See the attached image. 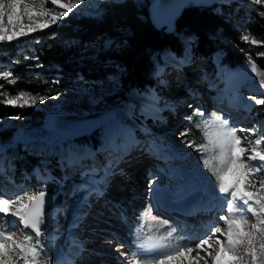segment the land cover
Wrapping results in <instances>:
<instances>
[{"label":"rangeland","instance_id":"1","mask_svg":"<svg viewBox=\"0 0 264 264\" xmlns=\"http://www.w3.org/2000/svg\"><path fill=\"white\" fill-rule=\"evenodd\" d=\"M105 1L109 0H80L73 11L95 15L99 11L98 6ZM136 1L140 2V0ZM234 1L238 2V10L241 13L239 12V15L232 21L235 23V28L239 30L241 39L244 40L242 37L248 36L249 40L246 42L252 43L253 38L247 32L246 24L250 21L252 13L259 14L264 10V2L261 0H220L218 4L228 5ZM21 2L39 10V0H21ZM76 2L77 0H61V3L65 4ZM143 2L146 3L147 0ZM5 23H7V16H5ZM19 23L26 30L28 26L42 23V21L39 17L33 16L29 20L25 16ZM34 32H30L27 36L17 37V39L27 37L26 43L18 48L19 52L31 50L32 44L28 36ZM175 34L181 44V55L165 52L160 56H154L152 75L154 86L144 90L132 88L125 101L116 95L117 80L115 77L117 75H115L109 78L107 84L61 91L53 96H44L47 99L43 102L39 101L40 96L25 92L37 97L34 106L15 108L30 110L31 114L0 118V133L9 131L14 133L15 130L41 129L42 120L46 114L84 115L97 110H114L117 114L115 120L118 119V122L112 123L115 121L113 120L108 123H111L108 128L112 129L108 138L104 137L102 127L92 134L95 140L91 139L90 145L96 147L99 152L98 156L90 158L87 155L88 146L81 138L64 143L59 142L60 144L56 147L47 144L48 150L44 152L40 148L43 143H27V146L21 145V151L35 155L38 153L42 164L46 165L44 169L35 167L33 174L28 177L38 179L43 183L35 188L33 186L37 185L31 183L15 186L0 179V198H14L24 193H38L39 191H47L51 194L62 191L65 195L63 205L54 210L48 219L47 232H53L57 234V237L52 240L43 237L39 239L42 246V264H56L58 259L60 262L64 252H73L77 264H146V260L142 258L144 256L141 254V248L137 245L147 240L149 236L157 238L173 229L165 224L163 227L160 226L161 215L164 214L157 209L156 195L162 196L169 192L171 195L181 196L187 193L184 174L195 172L198 178L205 182L204 189L206 188L208 195L206 198L211 200V203H215L214 205L219 203L214 199L221 195L217 180L213 175L212 178L205 176L207 168L202 163V158H210L215 150L201 153L185 143V141H194L196 145L207 143L205 133L211 134L212 129L205 128L203 121L212 119L215 113L222 119H227L229 125L237 129L238 135H247V132H239L240 128L255 129L257 134L264 133L263 122L256 121L250 124L251 113H254L256 104L249 97L258 99L264 97V92L257 91L253 83L254 73L251 70V63L243 61L234 70H230L222 63L223 51L218 50L209 61H204L205 68L198 67L196 66L199 61L198 55L192 51L194 36L185 30ZM108 45L109 42L106 46ZM9 66L10 62L0 61V73L8 71ZM118 72L120 76L124 73L123 70ZM4 91L7 90L0 89V93H5ZM20 92L22 91L17 90L8 94V97L14 99ZM3 99L4 96L0 94V100ZM188 117L192 119L189 120ZM186 129L187 135L181 136L180 133ZM132 134L136 136V139ZM255 138V136L251 137L253 140ZM134 140L138 142L132 143L131 141ZM120 143L126 144V148H119ZM242 144L247 146L248 141L242 140ZM14 145L17 144L14 143ZM7 148L8 145L0 136V168L12 164L6 159ZM261 148L264 149V144ZM104 152L111 154L109 167L101 166L103 161L99 155ZM159 155L164 159H161ZM69 157H74V162L57 165L60 167H57L59 174L55 175L58 180L56 185L52 186V183H48L51 180L49 178H52L50 169H54L52 160L60 158L65 161ZM211 162L215 166L216 162L214 160ZM251 163L264 162L257 160ZM127 164L134 166L129 185L127 178L130 176L126 178L122 171L127 168ZM143 164H149L144 168V173L138 169ZM176 167L181 168L182 173L179 177L170 178L174 176L172 175L173 168ZM78 171L84 174L80 184L74 185L71 176H67V173L76 174ZM0 178H2L1 174ZM257 178H264V172L258 174ZM225 208L226 205L224 214H226ZM244 214L249 221L245 230L250 232L252 231L251 225L258 222L251 213ZM218 215V207L214 211L210 210L201 214L200 217L194 219L195 226L193 223L183 225L184 228L179 230L181 233L177 230L169 243L175 244L181 236L187 235L192 241H197L214 223L217 226L223 225ZM2 217L3 214H0V218ZM8 217L0 219V224H3L5 219L15 221L17 227L14 228L13 240L17 242L23 240L25 234L20 230L19 219ZM69 224H74V226L69 227ZM260 227L264 228V225ZM49 235L48 233V238ZM69 239L72 240V244L77 242L82 252L79 251L76 255L73 245L76 246L77 243L72 247L68 246L67 240ZM35 240L33 238V243ZM188 240L184 237L180 242L184 244ZM45 241H48V246L51 245L49 247L51 250L45 249L47 248ZM254 243L258 252V264H264V253L259 252L260 244L264 243V237L257 235ZM108 247H112L111 250ZM218 247L217 245L209 249L212 256L215 255ZM248 251L249 245L244 240L237 248V254L244 258V264H252L251 256L247 254ZM201 255L208 264H213L212 256L205 255L203 252ZM11 264H24L18 250L12 256ZM168 264H175V262L170 261Z\"/></svg>","mask_w":264,"mask_h":264},{"label":"trees","instance_id":"2","mask_svg":"<svg viewBox=\"0 0 264 264\" xmlns=\"http://www.w3.org/2000/svg\"><path fill=\"white\" fill-rule=\"evenodd\" d=\"M148 3L149 0L146 3L143 0H109L98 6L95 15L72 11L57 24L30 34L32 48L29 51H18L27 37L0 42L3 55L0 61L10 62L8 71L16 80L10 84L0 79L2 89L7 90L4 91L7 94L20 90L36 96H53L61 91L104 85L117 75L116 95L125 101L132 88L153 87L154 56L165 52L179 56L182 48L177 36L162 33L152 26L147 17ZM45 5L53 7L51 0H46ZM238 5L233 2L213 8H189L178 19L176 32L185 30L194 36L192 51L198 55L202 68L206 67L204 61H209L218 50L223 51L222 62L229 68L245 59L255 63L254 81L264 90V56L259 55L264 53V16L260 13L250 16L246 30L258 43H248L241 39L232 21L239 15ZM120 70L124 71L121 76ZM29 111L0 103V118L27 116L31 114ZM253 112L251 121L264 122V105H256ZM0 136L9 146L7 158L12 163L1 170L4 176L11 183L34 185L37 180L27 176L32 175L40 158L24 153L19 146H12L11 131L1 132ZM83 140L91 144L90 137H83ZM89 153L97 154L95 148H89ZM71 159L66 162L72 163ZM51 172L56 174L57 169ZM206 175L210 177L212 173L207 169ZM80 176L81 173H76L72 177L80 181ZM51 183L56 182L52 180Z\"/></svg>","mask_w":264,"mask_h":264},{"label":"snow or ice","instance_id":"3","mask_svg":"<svg viewBox=\"0 0 264 264\" xmlns=\"http://www.w3.org/2000/svg\"><path fill=\"white\" fill-rule=\"evenodd\" d=\"M264 2V0H261ZM80 0L76 3H61V0H51L52 8L45 6L46 0H39V10L36 7H30L22 4L21 0H0V42L12 41L18 36H27L30 32L36 31L38 28H48L50 25L57 24L62 18L66 17L77 8ZM62 9V11H57ZM264 16V12L260 13ZM7 16V23H5ZM29 20L33 16L39 17L42 23L33 24L25 27L19 23L23 17ZM245 41L249 40L248 36L242 37ZM253 44L258 43L252 40ZM264 56V53H259ZM251 63L253 73L257 72L255 63ZM0 79L8 81L10 84L16 83L12 78L10 71L0 73ZM3 85H0V89ZM4 96L0 103L12 107L34 106L37 97L31 96L25 92H20L14 99L9 98L8 94L0 93ZM43 102L47 97H38ZM254 100L256 105H264V99L249 97ZM201 115H203L201 113ZM191 120V117H188ZM205 128H211L212 132L205 133L207 143L196 145L194 141H185L188 147L195 148L201 153L211 152L215 150L210 158H202V163L212 175L216 178L218 190L221 195L214 197L218 200L219 221H223V225L217 226L215 223L206 230V234L197 241L190 238L187 243L182 244L180 237L175 244H170L171 238L177 232L176 228L168 231L165 235L157 238L149 236L147 240L137 245L139 248H146L152 253L151 257L146 260V264H168L174 261L175 264H208L204 256H212L209 249L219 246L212 256L213 264H244V258L237 254L238 246L246 240L249 245L248 255L251 256L252 264H258L257 249L255 241L257 235L264 237V178L258 179V174L264 172V163L252 164L253 161L264 162V133L257 134L255 129L240 128L239 132H247V135L241 136L237 134V129L229 125L227 119L213 113V118L204 120ZM200 127V125H197ZM181 136L187 135V129L180 133ZM255 136L253 140L251 137ZM242 140H247V146L242 144ZM209 145L211 147H209ZM247 153V155H246ZM214 160L215 166L212 164ZM258 185V187H257ZM45 192L24 193L14 198H0V214L3 218L11 215L17 217L20 224L25 229H31L26 232L23 240L17 242L13 240L15 235L14 228L17 227L15 221L5 219L0 224V264H11L14 254L19 251L24 264H40L42 246L39 237L46 233L42 230L41 225L45 223ZM226 205L227 214H224ZM150 213V210H149ZM244 213H251L256 218V224H252V231H246L248 218ZM166 221H161L160 226L163 227ZM226 226V227H224ZM35 233V243H33V235ZM223 238V239H221ZM122 246V245H121ZM207 246V247H205ZM259 252L264 253V243L260 244ZM195 253V255H193ZM56 264H60L59 261Z\"/></svg>","mask_w":264,"mask_h":264},{"label":"water","instance_id":"4","mask_svg":"<svg viewBox=\"0 0 264 264\" xmlns=\"http://www.w3.org/2000/svg\"><path fill=\"white\" fill-rule=\"evenodd\" d=\"M218 0H150L147 5V17L152 26L165 34H174L177 21L189 8H212ZM114 110H97L84 115L78 114H46L39 130H16L14 141L18 144L27 142H66L90 135L96 129L115 119ZM64 195L59 192L51 195L45 192V215L63 203ZM45 230V224L41 225ZM31 232V229H26ZM35 234V233H33ZM41 264V263H40Z\"/></svg>","mask_w":264,"mask_h":264},{"label":"bare ground","instance_id":"5","mask_svg":"<svg viewBox=\"0 0 264 264\" xmlns=\"http://www.w3.org/2000/svg\"><path fill=\"white\" fill-rule=\"evenodd\" d=\"M218 1H220V0H218ZM250 82H251V80H250ZM80 110V109H79ZM82 111V110H81ZM116 122H118V119L117 120H115V121H113L112 123H116ZM111 125V123L110 124H106V125H104V126H102V131H103V133H104V137L105 138H108V135L112 132V129H109L108 128V126H110ZM161 156V155H160ZM161 159H164V157L163 156H161ZM166 159V158H165ZM168 159V158H167ZM145 166H147V165H145ZM174 170H173V174L172 175H174V176H170V178L171 177H179V174L180 173H182V169L181 168H179V167H176V168H173ZM171 173V172H170ZM47 178V177H46ZM205 184V182L203 181V180H200L199 178H198V175H197V173H195V172H187V173H185L184 174V185H185V187L187 188V193H184V194H182L181 196H177V195H171L169 192H167L166 194H164V195H162V196H160V195H156V197L158 198V204H160L162 207H165V205H172L171 207H170V209H175V207H177V206H182V205H185V202L186 201H188L189 199H190V197H191V195L193 194V193H197L198 195H200L201 197H204V196H206L207 195V192L205 191V189H204V187H206V185H204ZM131 194H133V193H131ZM180 194V193H179ZM118 196H120V194L118 193ZM207 197V196H206ZM207 199V198H206ZM208 200V199H207ZM206 200V201H207ZM207 203H208V207H209V209L211 208V209H214L215 210V208H213V205L215 204V203H211L210 202V200H208L207 201ZM216 207H217V205H216ZM166 215H172V213L170 212V211H165V210H162ZM226 211H227V208H226ZM9 217H12L11 215H9ZM164 218H168V217H164ZM163 218V220L162 221H166V225L167 224H169V225H167V226H171V227H175V225L174 224H172V223H169L168 222V220L167 219H164ZM70 225L71 224H69V227H70ZM71 226H74V224L73 225H71ZM179 231V230H178ZM50 235H49V238L48 239H51L52 237H54V236H56V234H54V233H49ZM185 237H188V236H185ZM74 240V239H73ZM75 241V240H74ZM77 242H75V243H73V244H76ZM72 240L71 239H69V240H67V245L68 246H71L72 247ZM80 245H78V243H77V245L76 246H74L73 245V251H75L76 250V255H77V253L80 251ZM111 248L112 247H108V249H110L111 250ZM141 253H142V255L144 256V257H142L144 260H147V259H149L150 257H151V255H152V253L151 252H149L146 248H141ZM74 257V253L73 252H70V253H66V252H64L63 254H62V256H61V261H60V264H77L76 263V259L75 258H73Z\"/></svg>","mask_w":264,"mask_h":264}]
</instances>
